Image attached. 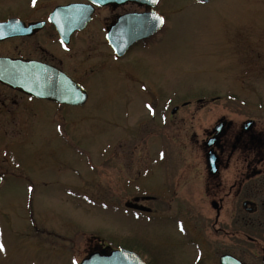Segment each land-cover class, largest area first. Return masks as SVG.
I'll list each match as a JSON object with an SVG mask.
<instances>
[{
    "label": "rangeland",
    "instance_id": "obj_1",
    "mask_svg": "<svg viewBox=\"0 0 264 264\" xmlns=\"http://www.w3.org/2000/svg\"><path fill=\"white\" fill-rule=\"evenodd\" d=\"M160 5L168 14L162 40L133 51L121 65L103 57L101 22L90 27L89 100L62 122L75 120V137L63 131L59 142L51 141L54 154L45 153L44 171H30L44 177L33 186L36 195L28 197L14 180L0 188V264H79L100 241L112 248L132 244L161 264H190L204 252L194 230L183 232L166 187L184 156L198 157L200 149L191 139L185 152L174 140H148L135 150L137 157L134 136L150 128L149 89L159 106L192 95L219 97L203 108L205 121L219 114L264 120V0ZM132 194L156 195L164 212L150 216L127 208Z\"/></svg>",
    "mask_w": 264,
    "mask_h": 264
},
{
    "label": "flooded vegetation",
    "instance_id": "obj_2",
    "mask_svg": "<svg viewBox=\"0 0 264 264\" xmlns=\"http://www.w3.org/2000/svg\"><path fill=\"white\" fill-rule=\"evenodd\" d=\"M160 1L155 6L137 1L94 5L91 19L79 29L76 17L52 13L59 6L89 5V1L64 0L52 5L46 0H0V188L14 180L28 197L36 195L39 190L33 186L36 181H44V177H35L30 171H44L41 169L45 153L54 154L56 145L51 141L59 142L63 131H69L72 139L75 137V120L70 121V126L62 122L68 112L84 107L89 100L87 67L94 65V44L88 31L94 22H101L103 57L111 64L121 65L133 51L147 49L162 40L168 14L161 11ZM153 11L163 18L161 28L118 55L109 39L112 27L124 15ZM28 64H42L66 73L86 89V102L70 105L48 98L49 89L38 84L50 79L14 77ZM148 91L145 108L154 115L149 120L150 128L135 134L134 153L148 140L152 145L157 140L163 145L164 138L176 141L182 152L187 141L194 140L201 151L198 157L184 156L177 176L166 182L172 209L182 214L183 232L190 228L201 237L204 252L195 255L190 264H223L224 256L242 264H264V120L219 114L205 121L203 108L219 101V97L192 95L159 106L156 91ZM190 129L194 131L189 133ZM125 138L121 136V140ZM127 196L131 199L124 204L129 209L150 216L164 212L156 195ZM148 201L154 206L143 204ZM120 247L135 251L147 264H161L155 255L148 259L132 244L112 248L100 241L89 253Z\"/></svg>",
    "mask_w": 264,
    "mask_h": 264
},
{
    "label": "water",
    "instance_id": "obj_3",
    "mask_svg": "<svg viewBox=\"0 0 264 264\" xmlns=\"http://www.w3.org/2000/svg\"><path fill=\"white\" fill-rule=\"evenodd\" d=\"M91 2L89 5L85 4H69L66 6L57 7L52 15L67 14L72 18L76 17L78 28H83L91 19L94 12V5L103 6L109 3L117 2L123 3L127 1H137L143 4L155 6L159 0H86ZM208 2L211 0H199ZM162 18L155 11L151 13L142 14H127L122 16L119 21L112 27V32L109 34V39L118 55H123L126 50L137 40L146 38L157 32L163 23L158 19ZM24 66L18 70V74L14 77L19 78H45L49 81L38 84L40 88L49 89L46 96L62 103L70 105H82L87 100V91L80 84L71 79L66 73L59 69L46 65H32ZM41 95V93H37ZM209 159L213 160L212 154ZM1 180V176H0ZM137 208L143 209L144 207ZM223 264H242L239 260L224 256L222 258ZM80 264H147V262L135 251L120 247L113 249L110 252L92 251L84 257Z\"/></svg>",
    "mask_w": 264,
    "mask_h": 264
},
{
    "label": "snow or ice",
    "instance_id": "obj_4",
    "mask_svg": "<svg viewBox=\"0 0 264 264\" xmlns=\"http://www.w3.org/2000/svg\"><path fill=\"white\" fill-rule=\"evenodd\" d=\"M34 2H35V0H34ZM158 19L162 21L163 18L158 17ZM3 248H4V245L2 243H0V249H3Z\"/></svg>",
    "mask_w": 264,
    "mask_h": 264
}]
</instances>
